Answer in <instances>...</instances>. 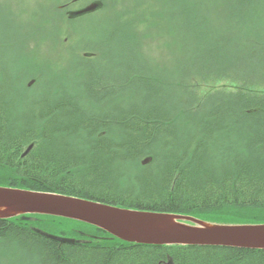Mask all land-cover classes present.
Returning <instances> with one entry per match:
<instances>
[{
    "label": "trees",
    "instance_id": "16d2710c",
    "mask_svg": "<svg viewBox=\"0 0 264 264\" xmlns=\"http://www.w3.org/2000/svg\"><path fill=\"white\" fill-rule=\"evenodd\" d=\"M70 1H56L44 13L42 26L48 34L43 32L41 40L49 46L37 59L59 53L55 48L60 43L67 46L66 39L56 36V25L62 17L71 27L64 9ZM148 1L156 2V11L138 24L144 30L150 25L153 32L151 19L160 15L173 33L165 49L175 59L183 58L181 65L174 58L169 65L172 76L181 77L172 84L179 91L173 107L162 77L160 82L148 78L161 67L151 64L153 58L138 71L134 61L123 68L110 57L113 80L105 86L91 72L93 52H86L89 73L83 74L82 94L71 95L58 86V95H41L26 106L24 95L11 94L8 85L15 79L5 66L7 58L1 57L19 43L0 44L5 69L0 74V186L216 223L264 224V65L261 73L253 72L254 63L264 64L263 18L253 32L244 28L245 18H255L253 7L261 9L264 0H192L193 9L181 18L172 9L159 8L163 0ZM104 9L103 3L93 16ZM194 22L216 26L211 46L204 41L191 48L197 42L190 28ZM110 33L114 37L115 29ZM8 43L17 46L8 48ZM228 57L236 59L229 62ZM82 97L89 101L82 103ZM130 97L137 101L129 103ZM36 217L35 222L24 217L0 220L5 256L20 264H264V250L127 243L89 224ZM42 233L82 242L60 243Z\"/></svg>",
    "mask_w": 264,
    "mask_h": 264
},
{
    "label": "rangeland",
    "instance_id": "374dc122",
    "mask_svg": "<svg viewBox=\"0 0 264 264\" xmlns=\"http://www.w3.org/2000/svg\"><path fill=\"white\" fill-rule=\"evenodd\" d=\"M56 1L61 0H0V44L11 42L14 39H17V43H19L18 46L16 44H6L8 48L9 45H12L14 47L17 46L18 49H8L5 54L1 55L2 59L7 58L5 66L9 67L10 76L13 80L15 79L13 85H8L13 97L15 95L14 92L24 95L27 100L25 104L28 106L32 100H36L41 95L49 93L58 95V90H56L58 86L64 92H69L71 95L76 94L81 90L80 87L84 75L87 72L89 73L86 68L88 66H85L87 64L85 62L89 61L92 62L90 64L91 72L95 73L96 81L99 82V79H102L101 81L104 82L102 83L105 86L112 85V67L107 64L110 57H113V62L117 66H123V68L126 62L134 61V63L131 62L134 65L133 67L140 71V68L148 63L150 56L154 60L151 64L168 68L169 71L168 73L161 72L160 67L157 69L158 73H150L148 78L159 81L162 77V83L165 82L168 85L166 95L170 100V106L173 107L175 105L179 91H176L172 84L176 85L181 77L172 76L170 73L169 65L174 55L168 49H165L166 40L171 39L172 37L169 34L172 35L173 33L170 32V27L167 24L162 23L159 18L160 15L157 18L155 17L154 22L152 21L153 18L151 19L155 30L153 32L150 29V25L147 24L148 28L144 30V25L138 24V19L140 20L144 15H153L156 11V2H153L154 5H150L148 0H101L105 5L102 13L92 18L78 19L73 23H69L71 27H68L66 21L64 22L63 18L59 17L61 23L59 22L56 25V36L62 41L66 39L65 43L67 42V46H63L60 43L55 48V50L60 52L56 51L55 54L46 53L42 61L37 59L41 58L39 51H46L45 49L49 46L48 40H41L44 33L48 34L42 26L43 16L44 13L46 14L50 10L52 3ZM259 1L261 0H257V2ZM194 2L192 0H171L167 4L166 0H163L164 6L159 8L163 7V11L172 9L171 11L181 18L186 11L193 9ZM58 3L56 2V5ZM168 5L171 6L168 7ZM60 7L62 8V6ZM136 8L139 9L137 10ZM253 9L257 11L256 17L248 20L247 16L245 22L248 20V23L244 22V26H246L244 28L249 32H253L260 27L262 18L264 21V3L261 9L258 6L256 8L253 7ZM164 15L168 17L167 14ZM180 20L177 18L178 22ZM190 28L191 34L197 40L191 48H199V42L204 41L207 46L212 45L211 40L213 39L216 26L210 23H202L201 25L200 22H194L191 23ZM114 29L116 33L114 37L111 36L110 38V32L114 31ZM136 30L143 32L138 34ZM67 39L70 41H67ZM23 44L27 45L21 47ZM161 49L165 50V54L161 53ZM86 52L95 53V58L89 59L85 56ZM132 57L134 58L132 59ZM180 57L174 58L177 61V65H181L183 58ZM235 59L236 57H228L227 61L234 62ZM1 62L3 65L0 63V74L5 72L3 60ZM253 65V72L261 73L263 62L257 61ZM139 77L147 78V76L142 75ZM3 79L4 75L0 78V86L3 85ZM22 86L27 90L25 91ZM80 93L82 94L81 91ZM81 100L82 103L89 101L86 97H82ZM134 101H137L136 97H130L129 103ZM100 106L104 111L107 108L104 103L100 104ZM205 111L209 110L206 108ZM126 168L131 171L130 165ZM10 251L15 252V250ZM5 252L0 251V264H20L17 258H13L14 256H5ZM15 254L17 255L18 252L16 251ZM17 256L19 257V255Z\"/></svg>",
    "mask_w": 264,
    "mask_h": 264
},
{
    "label": "water",
    "instance_id": "95a60500",
    "mask_svg": "<svg viewBox=\"0 0 264 264\" xmlns=\"http://www.w3.org/2000/svg\"><path fill=\"white\" fill-rule=\"evenodd\" d=\"M99 7V2H92L72 14L86 15ZM32 148L31 145L23 155ZM28 214L86 223L127 243L264 250V224L214 223L193 216L121 208L72 195L0 187V220ZM42 234L60 243L80 242L74 238Z\"/></svg>",
    "mask_w": 264,
    "mask_h": 264
},
{
    "label": "bare ground",
    "instance_id": "6f19581e",
    "mask_svg": "<svg viewBox=\"0 0 264 264\" xmlns=\"http://www.w3.org/2000/svg\"><path fill=\"white\" fill-rule=\"evenodd\" d=\"M24 156V155H23ZM42 192H44V191H42Z\"/></svg>",
    "mask_w": 264,
    "mask_h": 264
}]
</instances>
